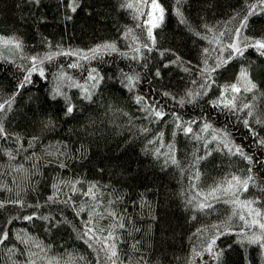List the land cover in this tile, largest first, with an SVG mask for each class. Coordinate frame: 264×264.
<instances>
[{
	"label": "trees",
	"instance_id": "trees-1",
	"mask_svg": "<svg viewBox=\"0 0 264 264\" xmlns=\"http://www.w3.org/2000/svg\"><path fill=\"white\" fill-rule=\"evenodd\" d=\"M68 2L40 0L37 5L33 0H0V35L16 36L23 43L21 53L13 44L0 42V100L7 99L16 90L24 72L17 65L30 64L27 54L47 51L49 41L59 45L62 53L51 63H45L47 79L33 73L34 82L20 89L13 111L5 118L6 130L18 134L24 151L7 137L0 136V185H4L0 187V200L20 198L29 206L6 204L0 207V234L5 225L9 231V238L0 243V264H27L29 260H35L36 264H49L50 261L51 264H97V249H100L101 261H106L102 239L94 241L92 248L80 239L89 208L102 214V219L93 218L94 226L103 228L97 233L99 237L108 238L109 230L117 233V247L125 261L131 256L134 260L143 259L147 264H189L190 259L196 264H264V249L239 242L235 232L217 239V245L224 250L220 260L211 261L208 253L203 258L193 253V248L202 250L216 228L221 227L217 221H225L235 228L243 226L238 213L246 210L226 203V200L247 199L260 191L250 184L247 192L218 196L215 202L207 195H201L216 184L226 183L231 174L246 175L244 170L248 162L228 153L226 148L221 150L222 142L215 140H208L210 154L197 161V156H204L203 138L211 130L201 133V139H196L195 133L205 118L211 120L215 128L227 131L231 140L243 145L259 160L251 129L243 123L248 110L236 113L207 101L219 96L220 84L236 81L241 63L251 61L250 75L258 89L244 95L238 93L237 103L252 101L253 116L248 117L249 121L264 135V57L254 49L246 50L245 56L229 62L226 70H217L214 77H218L217 83L209 94L198 97L196 102L179 103V97L186 90H197V84L192 81L200 82L197 65L202 69L203 49L219 48L211 39H205V35L214 37L223 29L225 35L221 39L228 40L231 30L239 26L238 19L229 20V17L245 7V0H160L166 9L165 19L154 29L157 42L151 53L132 39L137 37L141 42H148L144 21L148 19L151 0H78L74 13L67 8ZM128 3L132 7H120ZM178 5L184 13L183 18L175 11ZM249 23L251 28L242 31L249 35L259 34L264 26V14L255 12ZM206 24L214 28L206 29ZM126 27L132 30L127 38L120 35ZM111 40H115L128 55L107 52L85 61L80 55L63 54L66 48L73 51L90 49ZM136 48L147 53L148 67L143 66L144 61ZM161 48L170 51L161 56L157 51ZM177 53L181 61L190 63H165L175 60ZM216 55L214 51L207 54L209 64ZM73 62H79L81 67H68ZM90 65L105 77L102 88L95 94L93 102L83 100L78 88L65 83L63 89L78 106L72 116H66L64 98L51 95L54 74L64 66L71 76L84 80L88 78ZM156 67L161 70L160 77L155 76ZM185 68L191 71L186 72ZM120 70L140 74L141 80L132 93L120 83ZM145 73H148L146 77ZM135 91L150 93L152 102L157 106L165 105L166 115L161 118L165 123L153 121L149 124L146 117L141 118L140 106L133 99ZM161 91L171 92L177 99L161 96ZM170 112H177L184 120L200 117L193 125V133L185 135L175 129ZM48 117L54 121L51 127L46 126ZM141 125L148 131H141ZM31 137L38 139L30 146ZM56 141L63 143L57 145ZM46 145H51L53 151L57 147L68 149L66 167L44 162L45 159L54 161L58 155L50 154ZM8 148L13 152L11 158L4 151ZM33 152L41 155L37 162L39 172L33 167L34 160L26 158ZM259 153L264 154V149ZM173 154L179 164L171 162ZM58 158L64 160V156ZM165 160H168L167 165ZM254 171L258 177H264V167L258 163ZM60 180H77V191L71 192L70 184L58 183L59 195L49 201L53 183ZM90 184L94 185L96 197L102 202L99 207L91 197L84 195ZM68 196L77 206L87 205L79 216L70 203L63 202ZM201 200L210 205V210L194 207ZM257 204L264 209V202ZM109 207L119 219L106 211ZM33 211L38 212V216L31 221L18 218ZM49 214V220L42 219ZM9 217L12 218L10 222ZM120 223L124 224L123 228L119 227ZM17 233L21 238L30 237L27 245L16 239ZM12 244L20 252H9ZM29 251L32 256L28 255Z\"/></svg>",
	"mask_w": 264,
	"mask_h": 264
},
{
	"label": "snow or ice",
	"instance_id": "snow-or-ice-1",
	"mask_svg": "<svg viewBox=\"0 0 264 264\" xmlns=\"http://www.w3.org/2000/svg\"><path fill=\"white\" fill-rule=\"evenodd\" d=\"M33 2L37 5L40 4V0H33ZM78 7V0H69L67 4V8L71 9V11L74 13L76 12ZM121 8L124 7H132L131 3L128 4H121ZM137 11H139V8H137ZM165 7L160 2V0H151L150 5V11H148V19L144 21V24L147 26V34H148V42H141L139 38L132 37L133 40L136 41L138 45H141L144 49L147 50V53H151L154 48H156V42L157 38L154 34V29L161 24L165 19ZM175 11L179 16L182 18L184 17V13L181 11L179 5L176 7ZM260 12L264 14V0H245V7L241 8L240 11H234L233 14L229 17V20H237L238 19V27H235L231 32L229 33L228 40H222L221 37L225 35V32L223 29L220 30L219 35H216L214 37H209L208 35H205V39H211L213 43L219 45L218 49H210V48H204L203 53L205 54L204 57H202V64L203 67L201 69L200 65H197L198 70V80L200 81L197 83V80H193V84H197V90L193 91L192 89L186 90L184 95H181L179 97V103L181 105L185 103H192L196 102L198 100V97L204 96L209 94V90L212 88L214 84L217 83V79H214V77L217 76V70H226V66H229V62H235L236 58L244 57L246 50L254 49L256 53H258L261 57H264V26H261L262 30L259 34H252L249 35L242 31V29H250L251 25L249 23L250 17L255 13ZM66 19H71V16H66ZM219 23V22H218ZM214 28V26L205 25L206 29ZM225 28H227V22H225L224 25ZM132 30L129 28H125L123 32L120 33L121 36L127 38L129 33ZM197 35H201V33L197 32ZM0 42L4 43H11L15 46L16 49H19L21 53H23V43L22 41L16 37V36H3L0 35ZM55 48L56 50H52ZM136 52L139 53V56L144 61L143 66L146 68L148 67L147 64V53L140 52L139 48L135 49ZM159 51V54L161 56L165 55L166 51L165 49H157ZM210 51H214L217 53L215 56V59L212 64L208 63L207 54ZM88 53L87 55H81L82 53ZM107 52H120L122 55H128V52L125 50H122L118 47L117 42L115 40L111 41H104L100 44H95L90 49H78L76 51H73L71 48L63 49L64 55H73L77 56L80 55L82 60H89V59H95L96 54L100 53H107ZM227 53V54H225ZM61 50L59 45H52L49 41V49L44 52H38L35 54H27L26 59L30 61V64L28 66H25V64H18V68H23L24 72L22 73V79L19 80V82L16 84V90L9 94L7 96V99L0 100V136L7 137L9 140L13 141L17 147L20 149V151H24V146L20 142V138L18 134L16 133H9L5 128V118L9 116V113L13 111V106L16 103V95L20 92V89L24 88L25 85L32 84L33 81V73H38L40 77H44L45 73L47 71L45 67V63L49 62L51 63L55 57L61 55ZM2 58V56H0ZM133 60H136V56L132 57ZM178 61L181 63H190L181 61V58L179 56V53L176 54L175 60H168L165 61L166 64H176ZM250 65L251 61H248L246 63H241L239 66V72L237 73V79L233 83H224L219 85V96H216L215 98L208 100L207 103L215 106V107H221L228 109L229 111H235L236 113L242 112L244 109H247V115L243 117V123L246 127L251 129V136L254 138L253 143L256 145L257 153L259 155V160L254 158L252 154H250L248 151L245 150L244 146L236 143L235 141L231 140L230 135L227 131L222 129H217L213 126L211 120L204 119V121L200 124L199 129L195 133L196 139H201V133L209 132V135L206 138H203L205 141V152L204 156H197L196 160L200 161L207 157L210 154V149L207 147L208 140H215V141H221L222 142V149L226 148L228 150V153L230 154H236L243 160L248 162V167L246 170V175L240 176L236 174H231L230 178L227 179L226 183H220L216 184L214 187H211L207 193H201V195H207L208 198H210L213 202L216 201L217 197H223L227 196L230 193L235 194L238 191L241 192H247L249 190V185L253 184L256 185L257 188L260 189V191L256 194H254L251 197H248L247 199H241L239 197H236L235 199H228L225 202L229 204H233L234 206L240 207L246 211H240L238 214L240 216L241 221H243V226H240L239 228H235L230 226L225 221H217L218 224L221 225V227L216 228V231L211 235L210 239L207 241V243L204 245L203 249L200 251H196L195 248H193V253L195 256H199L201 258L204 257L205 253H208L209 259L211 261H218L223 256V249H220L217 245V239L226 234V233H238L237 240L241 243L246 244H254L258 245L259 248L264 249V209H262L260 206H258L257 202H264V177H258L256 172L254 171V167L257 165V163L264 167V154H260L259 150L264 149V135L261 134V132H258L255 127L250 123L249 118L253 116L252 111V101L249 100L247 103L238 104L237 94L244 95L247 93H253L254 90L258 89V85L255 80L252 79L250 75ZM68 67H81L79 62H73V64L68 65ZM186 72H190L191 69L185 68ZM55 75V83L52 86L51 89V95L53 97H63L65 102V115L66 116H72L74 112L78 109V106L73 103L72 97L63 89V85L65 83L68 84L69 87H76L79 89V95L82 97L83 100L86 101H94V96L97 92H99L102 88V81L105 80V77L99 72L98 69H95L91 65L88 68V78L84 80H78L75 77L71 76L68 72L64 70V66H60L57 69V73ZM148 75V73H145V77ZM155 76L160 77L161 76V70L159 67L155 68ZM120 83L124 85L125 88L128 89L130 93H132L134 90L137 89L138 83L141 80L140 74L137 73H125L123 70H120ZM151 88V85L149 86ZM241 89H243V93L241 92ZM226 93L230 94L226 95ZM161 96H171L173 100H176L177 97L173 95L171 92H165L161 91ZM264 95V93H262ZM133 99L135 100L136 104L140 106V111L142 114L141 118L146 117L149 121V124H151L153 121H155L157 124L159 123H165L166 121L162 120L161 118L165 117L166 111H165V105L162 103L160 106H157L156 103L152 102L150 93H143L141 91H135V94L133 96ZM253 99H255V96H253ZM172 117V123L175 126V129H178L182 131L185 135L193 133V125L196 124V121L200 119V117L184 120L182 119L181 115L177 112H170L169 113ZM132 120H129V123H131ZM54 125V121L51 119V117H48L46 120V126L51 127ZM141 131L147 132L148 129L144 128L143 125L140 127ZM158 136L162 137L163 133H158ZM173 137H175V131L173 132ZM37 137H31L29 139V145L37 142ZM155 139V137L153 138ZM57 145L62 144L61 141L55 142ZM152 141H149V144H151ZM48 150V152L52 155H57V159L54 161H49L47 159L44 160L45 163H58L60 167H66L65 160L69 158V156L65 155V153L68 151L67 148H60L57 147L55 151H53L51 145L45 146ZM171 147V145H170ZM7 155L11 158L13 156V152L11 148L4 150ZM156 153H159V149L155 150ZM58 156H64V160H61L58 158ZM27 159H33L34 164L33 167L37 172L40 171V164L37 163L41 159V155L33 152L31 155L26 156ZM171 162L173 164H179V161L177 160L176 156L173 154L171 157ZM165 165H167L168 160L164 161ZM17 167H23L22 165H17ZM199 175V172L197 171V176ZM70 184V191L76 192L77 189L75 185L78 183L77 180L73 181H56L53 183L52 188L53 192L51 195H49L48 200L51 201L55 197L59 195V189L57 188V184ZM0 187H4V185H0ZM94 185L90 184L88 191L84 193V195L91 197L96 205L99 207V205L102 203L97 197L96 193L93 190ZM66 205L71 204L75 208V214L77 216L80 215L81 211L84 210V206H77L75 204V201H72L71 197L68 196L63 201ZM191 203V201L189 202ZM6 204H14L19 205L20 207H28V203L24 199H13V200H0V207H3ZM38 206V205H37ZM197 209L203 210V209H209L210 205L205 203L203 200H201L198 204L194 205ZM106 211H108L111 216L117 217V213L109 207ZM236 214V213H234ZM38 216V212H31L28 215H22L18 216L19 219L31 221L33 217ZM51 214L45 215L42 217L44 220H49ZM94 216L97 217V219H102V214L97 213L96 209L89 208L88 211V220L83 221L84 227L82 230V234L80 236V239L84 240L88 247L92 248L94 247V241L99 242L102 239L103 244V252L106 257V261H101L100 259V249H97V264H147V261L140 259V260H134L131 256L128 258L127 261H125L122 258L120 249L117 247V233L115 231L109 230L107 233L108 238H102L97 235L98 232H102L103 228H98L94 226ZM230 218V217H229ZM11 217H9V222L11 221ZM119 219V217H117ZM58 223V221H57ZM255 226H258L256 228ZM120 228L124 227L123 223L119 224ZM204 227L203 225L201 226ZM215 227V225H214ZM222 228V230H221ZM197 232H200V229H197ZM9 238V231L7 226L5 225L2 230V234H0V243L5 242ZM30 237H24L21 238L19 233L16 234L17 240H22V243L25 245L28 244ZM135 243L133 246H135ZM39 246V245H37ZM50 247V246H48ZM15 250L16 252H20V249L16 248L15 244L10 245L9 252H12ZM23 254V253H21ZM29 256H32L33 253L30 251L28 252ZM27 264H36L35 260H29ZM51 264V261L49 262ZM189 264H196V262L192 259L189 260Z\"/></svg>",
	"mask_w": 264,
	"mask_h": 264
}]
</instances>
